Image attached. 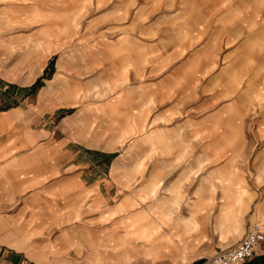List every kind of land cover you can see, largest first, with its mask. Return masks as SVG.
<instances>
[{
  "label": "rangeland",
  "instance_id": "374dc122",
  "mask_svg": "<svg viewBox=\"0 0 264 264\" xmlns=\"http://www.w3.org/2000/svg\"><path fill=\"white\" fill-rule=\"evenodd\" d=\"M151 44L154 56L163 51L167 55L164 70L170 74V104L176 106L171 116L178 122L192 115L200 102L202 112L209 109H204L213 90L209 88L222 87L220 81L228 72H237L241 79L227 81L226 98L237 101L236 108H244L236 120L235 140L217 157H209L213 152L206 142L194 158L198 148L178 124L170 133L169 150L175 157L169 160L167 174L156 179L143 174L130 184L139 197L137 210L145 209L156 219L154 199L169 193L166 186L182 179L181 195L170 206L172 216L163 223L169 230V246L157 244L159 253L154 255L143 250L124 252L125 246L140 242L106 241L113 222L103 218L90 224L98 229L97 237L91 238L81 214L75 224L50 222L55 207L45 201L21 215L17 183L4 182L0 173V264H201L230 246L229 240L213 236L221 228L214 219L222 186L211 173L223 164L233 173L235 184L250 190L251 207L240 216L241 223L239 215L233 216L232 231L241 227L246 232L253 222L260 223L252 217L254 206L264 197V0H0V108L7 103H44L37 91L57 70L64 74L58 86L68 89L70 103L112 98L118 87L136 80L130 70L136 69L139 78L150 68L145 55ZM49 62L50 67H45ZM245 90L249 101L244 107L240 101ZM60 116L51 118V123ZM131 145L128 138L119 146L120 152ZM105 163L111 166L109 160ZM152 181L158 187L154 194ZM197 196L211 197L213 202L207 199L206 204L213 207L189 225L179 214L188 216L187 204ZM25 215L34 221L24 222ZM258 245L243 264H264V251H260L264 245ZM194 247L202 253H180Z\"/></svg>",
  "mask_w": 264,
  "mask_h": 264
},
{
  "label": "crops",
  "instance_id": "0c3cea01",
  "mask_svg": "<svg viewBox=\"0 0 264 264\" xmlns=\"http://www.w3.org/2000/svg\"><path fill=\"white\" fill-rule=\"evenodd\" d=\"M152 47L151 44V49L145 55L150 68L147 67L139 78L136 69L130 70L136 80L118 87L112 98L92 104L84 101L80 105L70 103L68 89L58 86V80L64 74L57 70L37 91L44 103H7L0 108V173H3L4 182L11 183L13 180L17 183L18 212H23L21 215L34 211L36 206L46 202L55 207L50 222L75 224L79 221L77 216L81 214L86 221L84 224H88L87 231L91 238L97 237L98 229L96 226L90 227V224L98 223L103 218L113 222L114 226L106 232V241L117 243L124 239H138L140 242L133 241L123 248L124 252L134 254L143 250L146 254L154 255L159 250L157 244L169 246V230L163 223L172 216L170 206L181 195L179 183L182 179L178 178L174 184L166 186L169 193L154 199L152 211L156 213V219L145 209L137 210L139 197L130 184L134 182V177L143 174L152 179L163 178L167 174L169 160L175 157L169 150L170 133L178 124L181 125L178 127L186 128L188 136L198 148L194 158L201 153L202 143L206 142L211 145L209 151L213 152L209 157H217L235 140L236 120L244 108H236L238 102L226 98L230 93L228 82L241 79L237 72H228L227 77L220 81L222 87L209 88L213 90L204 108L209 109L202 112L200 102L194 106L192 115H186L178 122L171 116L176 106L170 104V74L164 70V65L168 63L167 55L164 56L163 51L161 55L154 56ZM49 51L50 48H47L46 53ZM47 65L50 67L51 63H46L45 67L49 68ZM248 95L245 90L240 101L244 107L249 101ZM58 114L61 116L52 124L51 118ZM220 127L223 131L218 130ZM128 138L131 149L120 152L119 146ZM107 160L111 162L109 168L105 163ZM211 175L221 184L223 198L216 199L214 223L221 225V228L214 230L213 236L218 241L229 240L231 246L245 232L240 230L241 227L232 231L231 224L236 215H239L238 221L241 223L240 216L250 209V190L234 183L233 173L225 164L214 168ZM10 176L17 178L11 179ZM155 184L152 181L149 188L151 194L158 188ZM200 191L196 190L198 194ZM207 199L212 200L207 196L205 199L197 196L189 200V215H186L187 212L179 214L180 220L194 225L199 218L206 216L208 206L213 207L211 204L207 206ZM253 210L252 219L260 221L264 227V197L257 201ZM28 216L25 215L24 222L34 221ZM238 221L234 222L236 227ZM161 224L162 229L158 231ZM63 232L68 233L69 230ZM80 233L83 237L84 231ZM238 233L240 235L236 237ZM193 237L202 236L194 234ZM156 238L161 241H153ZM263 245L264 241L258 247ZM198 249L189 248L180 253H202ZM260 251L263 253L264 247Z\"/></svg>",
  "mask_w": 264,
  "mask_h": 264
},
{
  "label": "built area",
  "instance_id": "2783aa9c",
  "mask_svg": "<svg viewBox=\"0 0 264 264\" xmlns=\"http://www.w3.org/2000/svg\"><path fill=\"white\" fill-rule=\"evenodd\" d=\"M264 241V227L253 222L242 237L232 246L206 257L201 264H243Z\"/></svg>",
  "mask_w": 264,
  "mask_h": 264
},
{
  "label": "trees",
  "instance_id": "16d2710c",
  "mask_svg": "<svg viewBox=\"0 0 264 264\" xmlns=\"http://www.w3.org/2000/svg\"><path fill=\"white\" fill-rule=\"evenodd\" d=\"M39 81H40V79H38V80L35 82V84H34L33 86H36V85H38ZM263 261H264V260H263ZM192 264H195V262H194V263H192Z\"/></svg>",
  "mask_w": 264,
  "mask_h": 264
},
{
  "label": "bare ground",
  "instance_id": "6f19581e",
  "mask_svg": "<svg viewBox=\"0 0 264 264\" xmlns=\"http://www.w3.org/2000/svg\"><path fill=\"white\" fill-rule=\"evenodd\" d=\"M17 241V240H16ZM132 258V257H131Z\"/></svg>",
  "mask_w": 264,
  "mask_h": 264
}]
</instances>
